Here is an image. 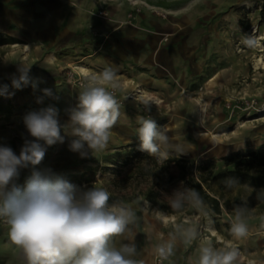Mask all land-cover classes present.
<instances>
[{"label":"crops","instance_id":"0c3cea01","mask_svg":"<svg viewBox=\"0 0 264 264\" xmlns=\"http://www.w3.org/2000/svg\"><path fill=\"white\" fill-rule=\"evenodd\" d=\"M100 9L107 12V19L98 15ZM157 9L165 15L155 13ZM197 31L194 6L185 0L175 6L153 0H0V84L8 85V91L14 93L0 96V144L19 154L24 139L30 138L23 117L32 110L51 105L59 110L61 124L68 121V111L77 105L81 90L66 81L70 67L90 74L107 67L116 70L121 115L109 142L122 140L125 133H133L140 116L138 102L126 98V93L139 87L146 98L171 100L178 90L174 80L188 91L215 75L208 60L196 54L201 49ZM17 63L31 66L29 75L36 82L35 88L32 84L20 90L12 88L10 77L18 75ZM44 89L51 90V95H45ZM69 140L49 147L38 167L50 168L66 179L76 178L80 173L77 165L83 163V158L69 150ZM94 157L97 160V153ZM28 175L30 170H23L18 182ZM156 206L160 213L157 217L138 206L129 207L137 220L130 232L114 238L116 246L134 242V258L154 264L157 246L171 242L173 253L163 264H196L199 248L206 241H188L184 231L191 226L174 217L168 221L167 214L163 216L165 209H176ZM0 264H26L1 220Z\"/></svg>","mask_w":264,"mask_h":264},{"label":"rangeland","instance_id":"374dc122","mask_svg":"<svg viewBox=\"0 0 264 264\" xmlns=\"http://www.w3.org/2000/svg\"><path fill=\"white\" fill-rule=\"evenodd\" d=\"M153 1L164 6L183 2ZM237 1L240 0H185L194 6L196 30L200 31L198 44L201 49L196 54L208 60L212 71L216 70L210 81L196 83L183 91L174 80L178 90L171 100L146 98L136 92L139 87L125 94L126 98L138 102L137 114L150 116L160 127L168 126L169 160L163 164L140 150L137 125L133 133H125L122 140L108 142L104 150L93 155L89 153L83 163L77 165L80 173L76 178L67 180L78 187L106 188L111 193L110 203L128 208L138 206L157 217L160 213L156 211V203L172 208L170 195L179 188L181 191L189 188V184L179 178L167 183L157 182L159 172L164 175L177 173L175 159L192 164V177L197 179L196 166L206 160L214 161L218 171L227 167L222 159L231 153L264 152V6L261 9L256 6L264 0H245L240 5ZM155 13L164 16L166 12L157 9ZM98 15L108 18L102 9ZM251 24L257 25V36H260L255 48L240 43ZM162 38L166 40L167 36ZM81 74L90 75L75 72L70 67L65 73L66 81L81 88L77 82ZM114 93L120 101L116 89ZM145 102L151 105L149 112L144 109ZM176 146L185 154L179 156ZM148 189L153 192V201L146 199ZM210 194L218 199L220 212L214 211L209 204L195 207L185 203L175 212L165 209L163 216L167 214L168 221L170 217L184 221L197 231L196 239L203 238L204 243L210 242L214 247L234 245L239 250L237 264H248L249 260L264 264V187L215 185ZM237 206L248 209L244 218L248 235L239 240L230 234Z\"/></svg>","mask_w":264,"mask_h":264},{"label":"clouds","instance_id":"9594fccd","mask_svg":"<svg viewBox=\"0 0 264 264\" xmlns=\"http://www.w3.org/2000/svg\"><path fill=\"white\" fill-rule=\"evenodd\" d=\"M259 39L245 34L240 43L255 48ZM30 70V65L17 63L18 75L10 77L12 88L20 90L29 84L35 88ZM119 87V78L112 67L86 75L78 103L68 111L67 122L61 124L59 110L54 106L32 110L23 117L30 138L24 139L19 154L0 144V220L6 223L8 238L20 250L26 264H143L134 258L137 255L134 242L121 243L118 247L114 242L115 237L124 236L136 223L133 209L110 203L111 193L106 188L78 187L50 168L38 167L49 147L64 144L68 138L69 150L79 153L81 158L104 150L121 115L120 102L114 93ZM43 91L51 95V90ZM13 94L8 91V85L0 84V96ZM143 106L150 111V104L145 102ZM137 124L140 150L163 164L168 161V126H158L150 116H138ZM176 151L179 156L185 154L180 146H176ZM25 169L30 170V175L20 184ZM224 183L232 188L239 180L228 177ZM185 203L195 207L203 204L195 189L179 188L170 195L173 209L179 210ZM247 211L245 206L235 209L230 234L237 240L248 235L244 222ZM184 235L191 241L197 231L188 228ZM156 251L167 259L173 253V244H160ZM238 256L234 245L214 247L209 242L199 248L196 264H237Z\"/></svg>","mask_w":264,"mask_h":264},{"label":"trees","instance_id":"16d2710c","mask_svg":"<svg viewBox=\"0 0 264 264\" xmlns=\"http://www.w3.org/2000/svg\"><path fill=\"white\" fill-rule=\"evenodd\" d=\"M227 166L224 170H215V163L212 160H206L196 166L198 170L197 179L192 177V164H187L184 159H175L177 173L168 172L164 175L158 173L157 182L167 183L174 178H179L189 184V188L195 189L202 202L209 204L214 211L220 212L218 199L210 194L214 186L225 185L224 181L228 177H236L239 184H248L253 187H264V152L250 150L245 153L234 152L222 159ZM146 199L153 201V192L147 190ZM158 204V203H156ZM160 208L165 209V204H158Z\"/></svg>","mask_w":264,"mask_h":264},{"label":"built area","instance_id":"2783aa9c","mask_svg":"<svg viewBox=\"0 0 264 264\" xmlns=\"http://www.w3.org/2000/svg\"><path fill=\"white\" fill-rule=\"evenodd\" d=\"M256 6L259 7V9H261L262 6H264V2H260V3H256ZM100 14H104L103 11H100ZM105 16V15H104ZM248 34H251V35H254L258 38H260V36H257V25L255 24H251L250 25V28L248 29ZM86 75L85 74H81L79 75V77L77 78V82L79 85L82 86V84L84 83V77ZM73 77V76H71ZM137 93H139V89L136 91ZM2 221V220H1ZM166 259H163L159 256V254L157 253V251L155 252V255H154V264H163V262L165 261Z\"/></svg>","mask_w":264,"mask_h":264}]
</instances>
